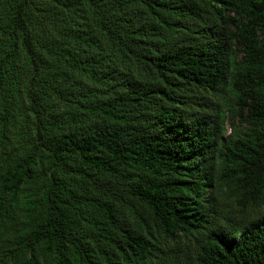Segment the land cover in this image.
I'll list each match as a JSON object with an SVG mask.
<instances>
[{
    "label": "trees",
    "instance_id": "obj_1",
    "mask_svg": "<svg viewBox=\"0 0 264 264\" xmlns=\"http://www.w3.org/2000/svg\"><path fill=\"white\" fill-rule=\"evenodd\" d=\"M0 264H264V0H0Z\"/></svg>",
    "mask_w": 264,
    "mask_h": 264
},
{
    "label": "rangeland",
    "instance_id": "obj_2",
    "mask_svg": "<svg viewBox=\"0 0 264 264\" xmlns=\"http://www.w3.org/2000/svg\"><path fill=\"white\" fill-rule=\"evenodd\" d=\"M45 3V6L47 7H49L50 5L48 4V3H46V2H44ZM58 24V23H57ZM58 29V26L57 27H54L53 25H51V24H44V20H43V22H40V24H39V27H37L36 28V32H41V35H43V34H45V37L47 36V37H53V35H54V33H55V31ZM24 62H23V56L20 58V60H19V62H18V64L20 65V66H23L24 64H23ZM20 109H23L22 107H21V105L19 104V103H17V105H16V110H18V116H20ZM238 120H240L238 117L235 119V122L237 123L238 122ZM227 128H228V130H230V126H229V123L227 122ZM9 140L14 144L17 140H16V138L14 137V135L13 134H10V137H9Z\"/></svg>",
    "mask_w": 264,
    "mask_h": 264
}]
</instances>
